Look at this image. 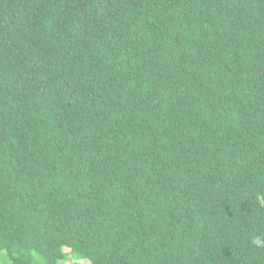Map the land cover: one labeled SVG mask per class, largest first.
I'll list each match as a JSON object with an SVG mask.
<instances>
[{"label": "trees", "instance_id": "obj_1", "mask_svg": "<svg viewBox=\"0 0 264 264\" xmlns=\"http://www.w3.org/2000/svg\"><path fill=\"white\" fill-rule=\"evenodd\" d=\"M4 252L264 264V0H0Z\"/></svg>", "mask_w": 264, "mask_h": 264}, {"label": "rangeland", "instance_id": "obj_2", "mask_svg": "<svg viewBox=\"0 0 264 264\" xmlns=\"http://www.w3.org/2000/svg\"><path fill=\"white\" fill-rule=\"evenodd\" d=\"M0 257H1V261L3 264L11 263L9 256L5 252L2 253ZM62 264H90V262L86 260L84 261L83 260L82 261L68 260V261L62 262Z\"/></svg>", "mask_w": 264, "mask_h": 264}]
</instances>
